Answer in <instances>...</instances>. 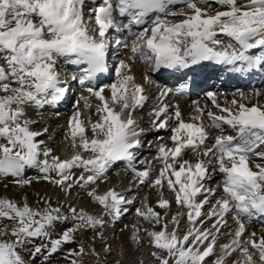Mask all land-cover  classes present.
Here are the masks:
<instances>
[{
	"label": "snow or ice",
	"instance_id": "6c2138e0",
	"mask_svg": "<svg viewBox=\"0 0 264 264\" xmlns=\"http://www.w3.org/2000/svg\"><path fill=\"white\" fill-rule=\"evenodd\" d=\"M113 50L121 58L110 71ZM206 63L264 68V0H0V183L21 193L0 196V222L11 223L0 227V264H51L58 253L66 264H145V255L150 264H264V230L248 232L264 220V89L237 90L225 106L208 92L211 107L193 101L185 117L168 100L185 98L190 85L179 81ZM177 72L178 86L153 78ZM73 82L81 91L58 153L29 112L43 119L70 100ZM146 86L156 90L149 126L169 133L151 159L139 156L146 132L136 118L149 106ZM41 181L56 199L36 194L34 207L24 190ZM129 214L125 239L106 235ZM57 224L71 226L54 236ZM88 231L91 243L77 240Z\"/></svg>",
	"mask_w": 264,
	"mask_h": 264
},
{
	"label": "rangeland",
	"instance_id": "374dc122",
	"mask_svg": "<svg viewBox=\"0 0 264 264\" xmlns=\"http://www.w3.org/2000/svg\"><path fill=\"white\" fill-rule=\"evenodd\" d=\"M115 55H117V54L115 53V50H113V52L110 53V57H109V67L110 68L114 67V64L117 62V60L119 58V56H115ZM114 60H115V62H114ZM258 70L260 72H256V70L253 71L254 73H252V77L254 78V80H259L260 83H258V84H254V83L247 84V83H245V81H248V82L252 81L253 78H245V80L243 81V80H241L242 76H238V75L236 76L235 75L236 78H234L233 77L234 75L232 76L233 73H231V74L225 73V71L222 70L221 67H216V69L212 70V72H211V73H213V75H208V76H210V78L207 79V82H209V84H218V86L214 89H213V87L204 86V88L201 90V93L200 92H199V94L197 93V95L195 97L191 98V101L198 99L199 97H201L202 94L206 95V93H208V92H213V93L217 94V97H216L217 102L221 106H225V101H229V98L232 99L233 97H231V95L233 93L237 92V90H241V91H244L247 93L253 89H264V68H259ZM69 72H71V70H69ZM154 76H156V75H154ZM167 76L169 77V80L171 79L172 83L166 82L165 84H162V83H160V84L166 85L168 87H173L174 85L178 86V79L173 81L172 78L175 76H177L176 78H179L182 75H179L178 73H174V74H167ZM104 79H105V81H108V82L110 80V78L108 80V78H106V77H104ZM157 79H158V77H157ZM185 79L187 80V78L183 77V79L180 80V83L186 82ZM250 79H252V80H250ZM226 80H228L229 83L225 85L224 82ZM236 80H238V81H236ZM75 85L77 86V89H78L77 93L72 94V92H70V100L67 101L66 105L64 107H61V108H56V112L58 111L61 115L67 114L69 112V110H72V102H74L80 94L81 90L79 88V85L75 84L74 82L72 84L71 91L74 89ZM148 87L150 88V86H148ZM224 97H225V99H224ZM261 100H264V97H261ZM205 103H206V101H205ZM50 111L52 112L53 110L51 108H46L44 110L43 119H41L39 116H37L34 111H30L29 115L33 119H37V120H40L41 122H45V124H46L45 126H47L49 128L50 134L54 135L55 143L51 144L50 146L54 147L56 149V151L58 153H60V150L63 147V145H61V143H60V141L62 140V135L60 133H58L57 127L55 125V119H57L56 118L57 116L54 117V115ZM64 112H66V113H64ZM152 131L153 130H151V132ZM153 133H154V131H153ZM155 133H157V132H155ZM158 133L162 134L164 132L160 131ZM214 134H216V133L213 132V134H211V136L209 138L210 144L212 142V135H214ZM226 134H234V133H232L231 130H226ZM153 139H154V137H151V141H147L145 137H142V143L144 146L142 149H140V151H142L143 149H145V150H143V153H139L140 158H148V159L150 158L151 159L152 153L150 151L151 150L150 144H151ZM117 171H122V169L117 168ZM28 175L34 176V175H36V173L33 171H29ZM112 177H113V183H119L120 182L119 178L116 177L115 173L112 174ZM218 180H219V177L214 178L213 181H211V186L216 187V183ZM125 184H126V180H125ZM24 191L28 193L29 202L35 207L36 206L35 202L37 199L36 194H39L40 196H45V195L51 196L53 201H55L56 196L54 193H56L57 190L54 189L53 186L49 185L47 182L41 181L39 183H33L30 189L26 188ZM73 194L75 195V193H73ZM0 196H8L9 198L15 199L18 201L21 200V193L19 192L18 189H15V188H13V186L10 185L9 191L6 192L4 190L3 183H0ZM80 203L85 208H87L89 211H98V209H96L95 206L92 203H90L86 197L83 198L80 201ZM133 220H134V216L131 214L124 216V218L120 222H118L114 226L110 227V229L106 232V235L111 237L113 235V232H114L116 236L120 237L121 239H125L126 234L121 233L120 228H122L123 225H125V224L132 223ZM231 223H232V221H231V219H229V224H231ZM5 224H7L9 228L11 227V223L8 221L0 222V227H3ZM70 226H71L70 224H64V225L57 224L56 225V233H54V236H55V234H58L59 232H61L64 228H67ZM262 230H264V220H255V222H251V224L248 227L249 233L253 232V231L261 232ZM92 236H93V233L91 231H88V232L83 233L82 235H78L77 240H83L86 244L91 243ZM221 242H223V241H221ZM37 243H39V241H37ZM96 244H97V247L99 248V245H100L99 240L96 241ZM75 247H76V244H68V245L64 246V249L66 252L67 249L75 248ZM62 257H63V253L55 254L52 258L51 264H66V261ZM144 259H145V264H150V261L146 255L144 256ZM85 264H96L95 258L91 257V256L85 257Z\"/></svg>",
	"mask_w": 264,
	"mask_h": 264
},
{
	"label": "bare ground",
	"instance_id": "6f19581e",
	"mask_svg": "<svg viewBox=\"0 0 264 264\" xmlns=\"http://www.w3.org/2000/svg\"><path fill=\"white\" fill-rule=\"evenodd\" d=\"M115 56H119V58H121V56L119 55V54H117V55H115ZM114 56V57H115ZM118 58V59H119ZM114 62H115V60H114ZM115 65V64H114ZM216 67V65H214V64H210V63H206L205 65H203V66H199L197 69H196V71H190V72H188L189 73V77L188 78H193V77H197L198 75H204V76H206L207 74L209 75L210 74V71H212V69H214ZM221 67V66H220ZM224 71H225V73H230V72H228V71H226L223 67H221ZM111 69L112 68H110V71H111ZM69 70H71V69H69ZM135 71H136V74H137V77H138V79H140V82L142 83L143 81H141L142 79H141V73H142V66H140V65H137L136 67H135ZM255 71V70H254ZM256 72H260L258 69H256ZM252 73H254V72H252ZM252 73H250V74H235V73H233L232 75H238V76H243V77H246V78H253L252 77ZM223 74V73H222ZM231 74V73H230ZM226 76V75H225ZM104 77H106V78H108V80H109V78H110V76L108 75V74H106V75H104V76H102L101 77V80H102V82H104V83H107L108 81H105V79H104ZM157 77H158V79H157ZM154 79H156L159 83H162L163 84V82H165V81H167V82H171L170 80H168V77H167V75H164V76H154L153 77ZM239 78V77H238ZM173 80H175L176 79V77H173L172 78ZM241 79V78H240ZM186 80V79H185ZM239 80V79H238ZM238 80H236V81H238ZM242 80V79H241ZM245 80V79H244ZM250 80H252V79H250ZM240 81V80H239ZM180 82V81H179ZM188 82V81H187ZM243 82V81H242ZM239 83V82H238ZM252 83H254V84H258V83H260V81L259 80H254V78H253V80L252 81H247V84H252ZM73 84V83H72ZM231 84V83H230ZM253 84V85H254ZM234 85V84H233ZM252 86V85H251ZM149 87L147 86V90H148V94H149V96H150V100H149V106H146L145 107V109H143L142 111H139L138 113H136V118H137V120L139 121V123H140V125H141V127L142 128H144L145 129V132H146V134L143 136V137H145L146 138V140L147 141H151V137H154V139L152 140V142H151V144H150V148H151V156H153L154 154H155V151H156V148H155V145L158 143V141H157V137L158 136H167V135H169V133H167V132H165V131H163V130H161V132H164V133H155V131H154V133H153V131L151 132V128H150V126H149V117H148V111H149V107H150V105L155 101V96H156V90H155V88H153V87H151L150 86V88L148 89ZM77 91H78V89H77V86L75 85L74 86V89L72 90V91H70V92H72V94H74V93H77ZM201 93V92H200ZM196 94H195V92H193V91H189L188 92V94H187V96L185 97V98H183V99H180V100H177L175 97H170L169 98V100H168V102L170 103V104H172V103H179L180 104V106H181V109H182V112H183V114H184V116L185 117H187L188 115H189V113L191 112V110H192V102L193 101H199L200 103H201V105H204V104H207L208 103V105L211 107V101H209V100H207V98H206V95H204V94H200L201 95V97H199L198 99H195V100H192L191 101V98L190 97H194ZM230 95V94H229ZM222 97V96H221ZM231 97H233V94L231 95ZM224 99H225V97H224ZM233 99V98H232ZM232 99H230L229 98V102L232 100ZM205 101H206V103H205ZM66 103H67V101L66 102H64V103H62L60 106H58V108H61V107H64L65 105H66ZM66 108V107H65ZM70 108V107H69ZM52 109V108H51ZM53 111L51 112L52 114L53 113H55L56 112V109H52ZM72 110H69V112L67 113V114H64V115H59L58 117H56L57 119H55V125H56V127H57V131H58V133H60L61 135H62V128H61V126L62 125H64L65 123H66V121H67V119L69 118V116L71 115V112ZM67 112V111H66ZM66 112H64V113H66ZM138 116V117H137ZM55 117V116H54ZM46 124H45V122H40L39 124H37V125H35V127L36 128H40V127H44ZM211 131V134H213V130H210ZM211 134H210V136H211ZM46 138V137H45ZM210 138V137H209ZM211 140V139H210ZM208 143H209V145H210V142L208 141ZM143 150H145V149H143ZM143 150L142 151H140L139 153H143ZM152 158V157H151ZM150 159V158H149ZM174 207V206H173ZM253 222H255V220L253 221ZM258 222V221H257ZM255 232H257V231H255ZM257 233H259V232H257Z\"/></svg>",
	"mask_w": 264,
	"mask_h": 264
}]
</instances>
